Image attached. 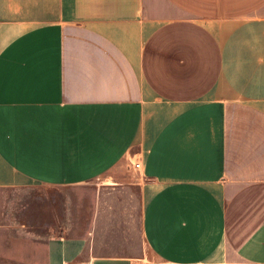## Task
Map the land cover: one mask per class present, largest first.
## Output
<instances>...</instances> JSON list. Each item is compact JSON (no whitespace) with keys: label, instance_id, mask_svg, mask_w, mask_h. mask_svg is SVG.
<instances>
[{"label":"crops","instance_id":"0c3cea01","mask_svg":"<svg viewBox=\"0 0 264 264\" xmlns=\"http://www.w3.org/2000/svg\"><path fill=\"white\" fill-rule=\"evenodd\" d=\"M0 264H264V0H0Z\"/></svg>","mask_w":264,"mask_h":264},{"label":"rangeland","instance_id":"374dc122","mask_svg":"<svg viewBox=\"0 0 264 264\" xmlns=\"http://www.w3.org/2000/svg\"><path fill=\"white\" fill-rule=\"evenodd\" d=\"M122 163H124V159L122 160ZM70 190L71 189H57V190L52 189L51 190L49 188L35 186V187H30V190H26V191L32 195H35L37 198L39 197V199H42L46 195H50L53 197L54 203H59L60 198L62 196H65V194L69 193ZM39 202H40V205H43L42 200Z\"/></svg>","mask_w":264,"mask_h":264},{"label":"built area","instance_id":"2783aa9c","mask_svg":"<svg viewBox=\"0 0 264 264\" xmlns=\"http://www.w3.org/2000/svg\"><path fill=\"white\" fill-rule=\"evenodd\" d=\"M134 168H138L139 167V163H130Z\"/></svg>","mask_w":264,"mask_h":264}]
</instances>
